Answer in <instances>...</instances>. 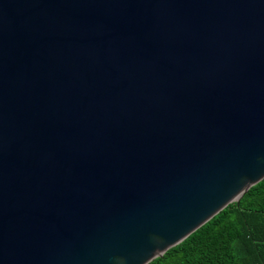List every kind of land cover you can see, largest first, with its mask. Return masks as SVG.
Wrapping results in <instances>:
<instances>
[{
    "label": "water",
    "instance_id": "1",
    "mask_svg": "<svg viewBox=\"0 0 264 264\" xmlns=\"http://www.w3.org/2000/svg\"><path fill=\"white\" fill-rule=\"evenodd\" d=\"M264 179V0H0V264H148Z\"/></svg>",
    "mask_w": 264,
    "mask_h": 264
},
{
    "label": "trees",
    "instance_id": "2",
    "mask_svg": "<svg viewBox=\"0 0 264 264\" xmlns=\"http://www.w3.org/2000/svg\"><path fill=\"white\" fill-rule=\"evenodd\" d=\"M148 264H264V179Z\"/></svg>",
    "mask_w": 264,
    "mask_h": 264
}]
</instances>
